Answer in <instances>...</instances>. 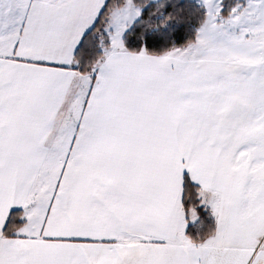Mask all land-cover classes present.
<instances>
[{
  "label": "snow or ice",
  "instance_id": "obj_1",
  "mask_svg": "<svg viewBox=\"0 0 264 264\" xmlns=\"http://www.w3.org/2000/svg\"><path fill=\"white\" fill-rule=\"evenodd\" d=\"M0 264H264V0H0Z\"/></svg>",
  "mask_w": 264,
  "mask_h": 264
}]
</instances>
